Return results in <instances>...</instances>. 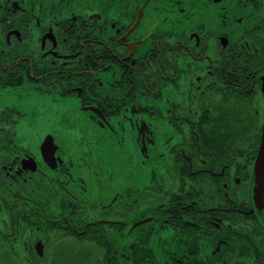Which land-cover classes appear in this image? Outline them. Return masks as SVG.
<instances>
[{
  "label": "flooded vegetation",
  "instance_id": "af4514ba",
  "mask_svg": "<svg viewBox=\"0 0 264 264\" xmlns=\"http://www.w3.org/2000/svg\"><path fill=\"white\" fill-rule=\"evenodd\" d=\"M0 99V264H264V0H0Z\"/></svg>",
  "mask_w": 264,
  "mask_h": 264
},
{
  "label": "rangeland",
  "instance_id": "374dc122",
  "mask_svg": "<svg viewBox=\"0 0 264 264\" xmlns=\"http://www.w3.org/2000/svg\"><path fill=\"white\" fill-rule=\"evenodd\" d=\"M6 104L3 99H0V109L3 108V105L2 103ZM9 102H12V99H10ZM46 107H50V104H48L47 102H44L43 103ZM41 105L39 103V100L35 98V102H33V106L30 108L31 110L32 109H40ZM46 116V114H45ZM38 119L40 121H45V119H42L40 117H35V120ZM44 131V129H42ZM38 140L34 139V143H31V144H28L29 147H33V145L37 142ZM133 148V147H132ZM133 158H132V157ZM131 156L128 154V161H129V166L127 167V169H125V176L123 177V181L121 182V186H125V185H128L129 183H133V182H136V181H140L142 179H145L146 178V174H149L150 172V169H151V165H149L147 168L144 167L142 169H139L138 166H135V162L136 160L139 159V157H134V155L132 154L131 152ZM116 161H118V163L120 164L122 162V157L118 158ZM139 165V164H137ZM131 174L132 176L135 175L133 178H131ZM122 173L119 174V179L121 180V176ZM137 177V178H136ZM1 197V196H0ZM2 198V197H1ZM24 222V221H23ZM8 229H10L8 227ZM68 237V236H67ZM113 249H112V252L114 253V257L117 258L115 260H113V262H117L119 261L118 264H121L123 261H124V256H123V253L122 251L120 250L121 249V246L122 244H124V241H123V238L122 236L120 235L119 237H113ZM69 241L68 238L66 237H60V236H51V239H50V244H55L58 248H61L64 250V246L66 245V243ZM49 244V245H50ZM50 245V247H51ZM50 249V248H49ZM80 249H82V260L83 262L81 264H92L91 262L94 261V264H97L99 263L101 260H104V252L100 249V248H97V249H90V248H87L88 250L86 251L84 249V247L82 248V245L80 246ZM92 250H96L95 252H91ZM18 252L21 253L20 249L17 250ZM105 261H112V260H107L105 259ZM12 262L13 264H15V261H10ZM43 262L45 263H49L48 259H47V256L46 258L43 260ZM71 264V263H70Z\"/></svg>",
  "mask_w": 264,
  "mask_h": 264
},
{
  "label": "water",
  "instance_id": "95a60500",
  "mask_svg": "<svg viewBox=\"0 0 264 264\" xmlns=\"http://www.w3.org/2000/svg\"><path fill=\"white\" fill-rule=\"evenodd\" d=\"M255 171H256V174L258 175L260 174L261 176L259 177L258 182H257L258 186L257 185L255 186L257 191H259L261 194L262 188L264 186V134H263V140L261 143L260 151L257 156V161L255 164Z\"/></svg>",
  "mask_w": 264,
  "mask_h": 264
},
{
  "label": "trees",
  "instance_id": "16d2710c",
  "mask_svg": "<svg viewBox=\"0 0 264 264\" xmlns=\"http://www.w3.org/2000/svg\"><path fill=\"white\" fill-rule=\"evenodd\" d=\"M105 236L106 235L100 236L102 241H103L102 243H103L104 246H109L111 244V240H110V238L108 236H107V238ZM113 241H115V240H113ZM112 245H113V242H112ZM105 259L113 261V260H115L117 258L114 257V253L111 250V251H109L108 253L105 254L104 260Z\"/></svg>",
  "mask_w": 264,
  "mask_h": 264
}]
</instances>
